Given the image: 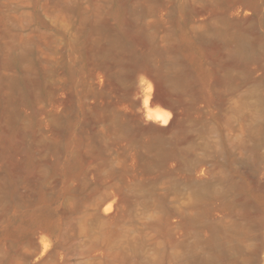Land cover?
I'll use <instances>...</instances> for the list:
<instances>
[{"label":"rangeland","instance_id":"obj_1","mask_svg":"<svg viewBox=\"0 0 264 264\" xmlns=\"http://www.w3.org/2000/svg\"><path fill=\"white\" fill-rule=\"evenodd\" d=\"M0 264H264V0H0Z\"/></svg>","mask_w":264,"mask_h":264}]
</instances>
